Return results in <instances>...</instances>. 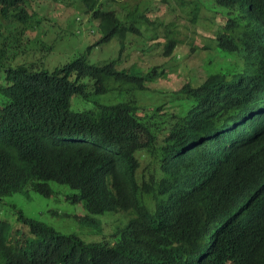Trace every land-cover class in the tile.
Instances as JSON below:
<instances>
[{"label":"trees","instance_id":"16d2710c","mask_svg":"<svg viewBox=\"0 0 264 264\" xmlns=\"http://www.w3.org/2000/svg\"><path fill=\"white\" fill-rule=\"evenodd\" d=\"M111 1L0 0V203H9V197L23 191L49 197L51 182H57L67 184L68 197L87 212L63 213L69 224L55 229L17 206L15 219L0 218V264H264V214H258L257 204L264 183V144L250 155L242 154L254 147L250 144L221 149L218 154L226 162L212 163L210 157L212 135L219 132L220 139L235 141L227 134L240 123V104L263 84L264 61L251 62L239 71L237 93L230 96L225 90V98L206 118L189 123L190 115L183 112L190 106L191 85L180 79L185 52L147 58L156 51L148 43L121 67L110 58L90 60L93 49L123 36L128 27L129 17L121 19L115 10L106 11ZM176 2L210 4V0H121L120 4L140 19L136 35L148 36L158 11ZM59 3L81 6L72 17L64 16V23L87 18V33L93 37L67 60L49 66L47 54L55 41L37 38L53 28L57 18L51 12ZM251 18L264 19V0H253L246 17L231 20L226 27L250 25ZM36 23L43 29L36 27L31 35ZM215 65L209 60L207 70ZM156 70L168 78V90L159 100L153 85L145 82ZM81 84L97 91L91 97L93 106L69 109L68 99L82 89ZM181 85L179 90L172 88ZM102 95L112 98L100 103ZM139 106L149 108L140 112ZM110 128L116 131L115 138H126L157 158L168 152L180 155L172 188L185 192L191 179L193 188L177 202L179 208L146 196L131 169L119 172L132 196L126 198L116 181L120 153L102 158L89 139L74 174L50 168L61 159L58 147L66 131L101 137ZM157 131L165 132L161 140L156 139ZM117 141L110 138L107 143L122 149ZM100 147L107 149L102 142ZM199 199L201 209L188 205ZM108 218L127 221L115 231L116 223L105 221ZM79 224H88L91 230L85 233ZM116 235L121 236L119 244L106 241Z\"/></svg>","mask_w":264,"mask_h":264},{"label":"clouds","instance_id":"9594fccd","mask_svg":"<svg viewBox=\"0 0 264 264\" xmlns=\"http://www.w3.org/2000/svg\"><path fill=\"white\" fill-rule=\"evenodd\" d=\"M120 1L113 0L105 5L106 11L115 10L121 19L125 16L129 17L125 34L112 39L119 44L118 55L114 61L117 63L119 60L126 64L128 58L134 55L137 49L146 46L148 43L156 47L154 53H162L164 58L179 54L182 51L185 52L187 57L184 60L185 66L180 79L183 85L187 83L191 85L190 106L183 112H187L190 115L189 123L206 118L210 111L225 98V90L229 91L230 96H234L237 93L241 83L240 79L236 78V74L239 71H243L251 62L264 61V19L251 18L248 21L250 25L246 22L244 27L239 24L229 28L226 27V24L231 20L238 22V20L244 19L247 12L252 9L253 0H210V4L200 5L194 2H176L170 8L158 11L157 17L154 18L155 23L148 36L136 35V28L140 24V19L132 15L130 10H122ZM203 6L206 7L207 14L202 10ZM79 8L82 10L81 6ZM165 17H168L169 20L164 21ZM85 19L87 20V18ZM43 23L45 24L44 21ZM51 25L53 28H48L50 32L46 33L44 41H56L54 30L57 27H64L56 25V22L51 23ZM35 26L38 27L37 23ZM212 28L216 29L212 30ZM39 29L42 30L43 28ZM42 36L44 35L41 33L39 38ZM51 51L48 50V53ZM209 60L218 65L207 70V62ZM166 79H168L167 76L157 70L152 75L146 76L145 82L148 81L153 85L154 95L158 100L168 90ZM183 85L172 88L179 90ZM79 86L82 89L73 93L68 99L67 105L69 109H71L73 98L89 101L91 96L97 93L89 85L81 84ZM111 98V96L102 95L100 103L109 101ZM240 106L242 108L240 123L227 134L228 138L234 136L235 141L230 142L226 139H220L222 134L219 132L212 135V140H214L210 149L212 163L226 162L220 157L218 152L221 149L231 148L234 144L240 146L250 144L254 146L244 149L243 155L252 154L255 148L261 149L262 144H264V82ZM148 108V106H139V111L145 112ZM115 132L113 128H110L106 132L107 135L87 137L66 131L65 138L58 147L61 159L53 163L50 168L74 174L78 165L77 160L83 150L85 141L89 139L97 144L98 155L102 158H105L106 155L109 156L113 152L120 153L122 162L116 170V181L126 198L130 199L132 196L120 178L119 172L131 169L138 176L142 192L146 196L159 204H170L174 206L175 210L179 208L176 206L177 202L184 196L185 192L187 193L188 190L193 188L192 179L187 183L185 192H177L176 189L172 188V174L178 165L180 155L168 152L163 157L157 158L142 147L140 149L138 147L135 148L126 138H115ZM164 133L157 131L155 133L156 139L161 140ZM109 137L118 140L117 142L122 146V149L111 147L107 143L110 141ZM217 140L218 142H216ZM101 142L107 146L104 151L101 150ZM237 154L233 153L234 156ZM208 173L209 171L200 173L198 176L199 180L203 179ZM258 192L260 193L257 198L258 214L262 215L264 214V183L260 186ZM188 205L198 210L202 208L203 202L199 199L188 203ZM233 205L234 203L232 207ZM77 206L81 212L87 213L80 203H77ZM230 209L233 213L231 218L236 217L233 209L231 207ZM105 221H114L116 223L115 231H117L127 220L108 218ZM80 226L85 233L91 230L88 224ZM120 238L121 236L116 235L106 241L111 244H119ZM143 243H145L144 240ZM124 250L130 256L135 255V251L132 249L124 248ZM153 252L155 253L156 250L151 251V253Z\"/></svg>","mask_w":264,"mask_h":264},{"label":"rangeland","instance_id":"374dc122","mask_svg":"<svg viewBox=\"0 0 264 264\" xmlns=\"http://www.w3.org/2000/svg\"><path fill=\"white\" fill-rule=\"evenodd\" d=\"M34 1L36 0H30V2ZM78 10L79 8L77 6L68 5L63 7L62 4L59 3L57 5V8L51 12V14L55 18H57L56 25L64 27H57L55 30V46L54 49L47 54V64L49 66L67 60L73 55V53L81 50L85 44L92 41L93 36L88 35L87 33L90 27V23L85 18H83L81 22L72 21L69 24L64 23V16L68 15L72 17L73 14L77 13ZM202 10L205 14H207V9L205 6L202 7ZM167 20H169V18L165 17L164 21ZM215 29L216 28H212V30ZM35 30L36 26L33 24L32 28H30L29 30L31 35L34 34ZM96 36H98L97 32ZM40 38L45 40V36H42ZM37 39H39V37ZM42 48L43 50H46L45 46H42ZM118 50L119 44L112 40L102 48L93 49L90 60L98 63L109 58L115 59L118 55ZM153 56L159 58L162 56V53H153L146 57L149 58ZM117 63L119 67L125 65L119 60L117 61ZM92 96L96 95L94 94ZM90 102H92V98L89 99V101L77 100L76 98H73L71 101V109H87L93 106V103ZM70 193L71 190L68 185L55 182L52 183V195L49 197L43 196L34 191L16 193L13 196L9 197L11 199L9 203H0V218H3L4 220L15 219L16 212L18 210L17 206H20L24 213L32 216L37 214L39 217L44 219L46 223L52 225L53 227L55 226L56 228H66L69 223L67 222V219L62 216V214L73 211L75 214L77 210H79L78 206L71 201L70 197H68Z\"/></svg>","mask_w":264,"mask_h":264}]
</instances>
